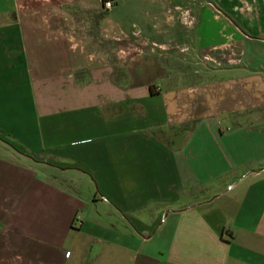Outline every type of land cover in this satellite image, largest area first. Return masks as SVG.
<instances>
[{
	"label": "crops",
	"instance_id": "crops-1",
	"mask_svg": "<svg viewBox=\"0 0 264 264\" xmlns=\"http://www.w3.org/2000/svg\"><path fill=\"white\" fill-rule=\"evenodd\" d=\"M256 4L241 37L201 0H0V264H264ZM179 9L219 27L183 62Z\"/></svg>",
	"mask_w": 264,
	"mask_h": 264
},
{
	"label": "rangeland",
	"instance_id": "rangeland-1",
	"mask_svg": "<svg viewBox=\"0 0 264 264\" xmlns=\"http://www.w3.org/2000/svg\"><path fill=\"white\" fill-rule=\"evenodd\" d=\"M191 2L197 3L200 0H190ZM202 3H205L206 7H207V12L210 15V13L217 15L218 18H220L219 20L223 22V26L225 28V30L223 31L224 34H231L232 32H240V36L242 37L244 36H250L246 25H243V20L249 22L251 18V16H253L254 11L252 9H248V1H254V0H240V5H242V7H240L239 11L236 10V13L234 14L235 17H233L232 14V1L233 0H201ZM236 1V0H234ZM264 0H255V2L258 4V6H261V3ZM205 7V9H206ZM251 7V5H250ZM113 9V8H112ZM245 11L249 10V14L247 15H242L241 13ZM196 13H197V17H198V13L201 12V10L196 9ZM241 11V12H240ZM263 9H257V12H262ZM177 12H185V20L183 19V21H177V22H181V23H177V30L175 32L174 35V39L176 41V43L174 44L175 48H177V51L182 52L181 54H178L177 51H173L175 52V59L178 61H184V60H191L193 57V52H200V49L203 48L205 45V43H207V45H210L211 43L214 44H218L219 43V39H215L218 38L217 35V31H218V22L215 21H211L209 23L205 22L203 25H201L200 27L198 26V21H195V14L193 12V14H191V12L189 13V10H183V9H179L177 10ZM240 12V18H236L237 14ZM253 12V13H251ZM239 19V21H238ZM208 20V18H207ZM258 20H261V15L260 17H258ZM213 22V23H212ZM183 28H181L180 26ZM181 28V32H179ZM136 32H140V27L135 28ZM239 31V32H238ZM201 40H203V43H201ZM231 42L232 41H228V42H222V46H224L223 51L230 53V49H231ZM216 48H208V50H213ZM210 53H214V52H209L208 54L204 55V56H200L199 53L197 54V63L200 62V64H207L208 67L210 66H217L219 67V65H227V58H225V62L224 64L219 63L218 60H216L214 57L211 56ZM230 55V54H227ZM230 62V61H229ZM193 62H191L192 64ZM195 78V77H194ZM158 86H161V83H157Z\"/></svg>",
	"mask_w": 264,
	"mask_h": 264
},
{
	"label": "built area",
	"instance_id": "built-area-1",
	"mask_svg": "<svg viewBox=\"0 0 264 264\" xmlns=\"http://www.w3.org/2000/svg\"><path fill=\"white\" fill-rule=\"evenodd\" d=\"M104 9L111 10L115 5V0H102Z\"/></svg>",
	"mask_w": 264,
	"mask_h": 264
}]
</instances>
